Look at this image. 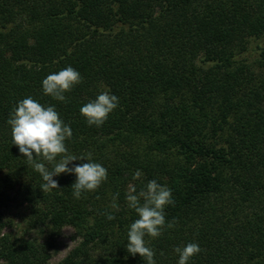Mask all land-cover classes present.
Returning <instances> with one entry per match:
<instances>
[{
    "label": "trees",
    "instance_id": "1",
    "mask_svg": "<svg viewBox=\"0 0 264 264\" xmlns=\"http://www.w3.org/2000/svg\"><path fill=\"white\" fill-rule=\"evenodd\" d=\"M68 65L81 82L65 101L44 95ZM105 89L118 107L89 126L79 109ZM27 96L55 105L69 152L107 169L97 189L76 199L63 173L41 189L7 123ZM151 179L174 200L173 226L145 237L156 264L189 242L201 248L189 264H264V0H0V264H145L125 247L137 218L125 194ZM65 225L78 241L52 262Z\"/></svg>",
    "mask_w": 264,
    "mask_h": 264
},
{
    "label": "clouds",
    "instance_id": "2",
    "mask_svg": "<svg viewBox=\"0 0 264 264\" xmlns=\"http://www.w3.org/2000/svg\"><path fill=\"white\" fill-rule=\"evenodd\" d=\"M81 80L80 72L68 65L48 73L42 79V92L55 100L65 101V93ZM118 104L119 98L105 89L94 99L82 104L79 111L89 126L99 127ZM7 123L11 128L12 144L18 147L27 163L40 174L42 190L58 188L55 177L60 174H74L75 180L71 187L73 196L79 199L82 193L94 191L107 180V169L92 159L91 152L79 155L69 152L65 141L71 139L72 129L60 117L55 105H44L27 96L16 102ZM75 161L81 162L73 163ZM141 176V171L137 169L132 179L139 180ZM125 200L127 207L137 217L127 229V252L133 256L139 254L145 264H156L155 253L145 237H158L166 227L173 226L165 219L166 207L174 204L172 190L166 184L151 179L139 191L134 185L131 186L125 194ZM107 219L112 220L114 217L109 213ZM174 252L177 254V264H189L201 252V248L198 243L189 242L176 246Z\"/></svg>",
    "mask_w": 264,
    "mask_h": 264
},
{
    "label": "rangeland",
    "instance_id": "3",
    "mask_svg": "<svg viewBox=\"0 0 264 264\" xmlns=\"http://www.w3.org/2000/svg\"><path fill=\"white\" fill-rule=\"evenodd\" d=\"M11 194H13L11 192ZM20 197V195H18ZM5 214H13L15 215V211L8 205L3 208ZM14 230L11 227L5 228V231ZM28 234L35 235L39 240H43L45 238V234L41 228H35L29 231ZM78 241V237L75 234L72 227L65 225L63 226L58 235L55 236L54 239V247L50 250V261L55 262L60 260L62 257L66 255V253L76 244Z\"/></svg>",
    "mask_w": 264,
    "mask_h": 264
}]
</instances>
